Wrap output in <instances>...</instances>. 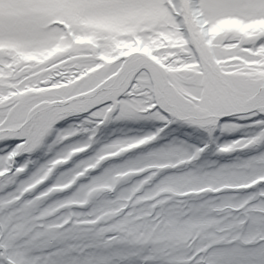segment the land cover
I'll use <instances>...</instances> for the list:
<instances>
[{
	"label": "snow or ice",
	"instance_id": "snow-or-ice-1",
	"mask_svg": "<svg viewBox=\"0 0 264 264\" xmlns=\"http://www.w3.org/2000/svg\"><path fill=\"white\" fill-rule=\"evenodd\" d=\"M0 264H264V0H0Z\"/></svg>",
	"mask_w": 264,
	"mask_h": 264
},
{
	"label": "trees",
	"instance_id": "trees-1",
	"mask_svg": "<svg viewBox=\"0 0 264 264\" xmlns=\"http://www.w3.org/2000/svg\"><path fill=\"white\" fill-rule=\"evenodd\" d=\"M124 127V125L123 124H120L119 126H115V129H117V128H123ZM107 128H108V126H107ZM108 135H107V133H106V131H104L99 137H98V139H102L103 137H107ZM221 139H223V138H221ZM211 160H216V159H218L217 157H214V156H210L209 157Z\"/></svg>",
	"mask_w": 264,
	"mask_h": 264
}]
</instances>
